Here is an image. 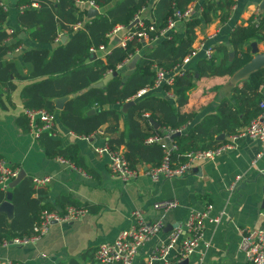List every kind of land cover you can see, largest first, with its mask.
Here are the masks:
<instances>
[{"label": "crops", "instance_id": "0c3cea01", "mask_svg": "<svg viewBox=\"0 0 264 264\" xmlns=\"http://www.w3.org/2000/svg\"><path fill=\"white\" fill-rule=\"evenodd\" d=\"M18 1L3 0L8 17L2 27L8 31H19L18 35L22 43L8 55L9 58L16 60L18 77L13 76L15 88L4 105L0 104V158L18 166L25 172V176L51 178L47 184L34 183L40 189L34 197L41 199L43 204H48L53 210L61 212L67 207L65 200L71 199L77 204L86 205L89 212L72 222L53 223L49 231L36 242L26 245L0 243V260H11L18 264H73L74 262L97 264L94 254L98 246L115 241L121 230L133 227L136 221L132 212L140 210L146 221H162L164 226L156 237L140 248L136 264H145L153 248L165 242L175 226L186 222L192 211L203 210L208 204H212V216L222 212L224 214L218 223H206L204 241L189 258V264L199 262L248 264L244 252L239 247L240 230L264 228V153L257 158L262 147L261 143L247 137L239 138L234 149L224 152L215 160L196 162L190 173L161 181H154L146 173L140 174L136 180L130 182L115 177L108 166L109 158L100 156L94 147L108 143L110 137L120 136L126 130V111L130 106L126 107L125 104L135 101L128 99L123 105L111 106L120 111L116 134L106 131L108 123L89 137L78 136L70 130L64 124L61 115L62 109L72 97L62 96L64 88L62 85H57L59 80L44 81L42 77L33 76L32 64L23 61L22 53L27 49L53 50L58 45L68 42L71 34L66 30L60 31L54 43L33 40L28 31L20 30L21 7ZM157 1L149 0L148 5L136 16L141 20L143 17L151 18ZM261 2L262 0H236L227 22L223 23L215 19L197 27L193 46L204 42L205 46L213 47L215 50L220 44L227 45L230 42V32L235 25L247 24L249 19L256 15L264 16V10L260 7ZM201 3L202 0H198L197 7L201 6ZM86 8L89 10L92 7ZM107 8L97 9L101 14ZM196 16L200 14L197 13ZM90 18L92 17L87 14L86 20ZM83 26L84 23L80 28ZM117 26L121 27L119 31L107 34L108 46L94 48V51L91 48L93 57L98 56L105 61L107 54L114 48L121 47V40L130 26ZM184 28V24H180L175 30L180 37L185 35ZM162 39L165 38L158 41ZM253 41L258 43L260 52H264V40H246L241 48L247 50L250 48L251 52ZM153 44L142 45L140 55L136 56L140 58L143 52L148 50L149 45ZM136 56L131 61L118 65L117 71L122 75L123 80H126L133 71L135 66L130 68L129 64ZM201 56H203L202 52ZM246 78L235 73L232 76L203 77L197 80L186 92L188 101L180 107L182 114L197 113L191 125L190 122L184 125L185 129L188 125L192 126L201 121L206 115L215 113L217 103L231 96L232 86ZM54 87L56 91L52 92L48 99L54 107L53 113L56 116L51 135L61 142L63 148L76 145L83 166L75 165L73 168L61 163L58 157L50 158L40 144L39 137L34 136L31 125L27 130L17 122L19 117L24 116L27 102L34 103L36 97L43 98L46 93L51 92L50 88ZM160 90L152 93L166 96L165 91ZM95 108L94 111L97 110ZM221 134H224L222 140L226 142L230 140L231 135ZM120 150L124 151L125 145H121ZM138 167L145 170L149 165L142 164ZM240 174L243 179L239 182L238 188L232 191L230 187L236 176ZM164 199H177L179 204L167 211L156 208V202ZM12 215L13 213L9 217L11 218Z\"/></svg>", "mask_w": 264, "mask_h": 264}, {"label": "trees", "instance_id": "16d2710c", "mask_svg": "<svg viewBox=\"0 0 264 264\" xmlns=\"http://www.w3.org/2000/svg\"><path fill=\"white\" fill-rule=\"evenodd\" d=\"M77 1L19 0L18 4L21 7L20 30L28 31L33 40L54 43L60 31L66 30L71 34L68 42L58 45L53 50L27 49L22 53V57L25 63L32 64L33 76L42 77L44 81L59 80L57 85H62L64 88L62 96L72 97L62 109L61 117L64 124L81 137H89L98 132L106 123L109 124L106 131L116 134L120 111L111 106L123 105L141 88L152 86L156 77L155 66L170 69L180 63L193 49L197 27L215 19L223 23L227 22L236 3V0H202L200 16H193L184 22L183 37L174 31L170 37L152 46L149 45L126 80H123L122 75L118 73L105 86L91 87L109 72L117 71L119 64L124 63L137 48H142V43L134 39L129 41L126 47L114 48L107 54L105 61L98 56L93 57L91 48L108 46L107 34L117 25L130 26L136 15L148 5L149 0H92L99 7H109L88 20H86L87 8L81 9ZM194 1L155 2L153 16L151 18L142 16V22L146 26L152 22L156 24V31L148 30L150 37H155L160 29L167 25L169 17L176 10L183 11ZM33 2L38 4L37 8L31 6ZM23 6L27 7L24 9ZM7 17L8 12L3 0H0L1 105H4L15 88L13 76L18 77L16 60L9 58L8 55L22 43L19 39V31H8L2 27ZM79 22L84 23V26L75 30L74 25ZM129 29L140 30V27L134 25ZM249 39L264 40V16L257 19L253 16L247 24L235 25L230 32L231 47L226 44L216 46L212 58L199 57L185 74L175 76L171 84H164L160 91L172 90L173 98L150 92L137 99L126 111V130L120 136L109 138L110 147L117 150L121 145H125L123 153L132 168H140L138 166L142 164H148L149 167L160 166L166 150L160 144L147 143L146 140L150 136L161 135L164 130H176L189 122L191 125L197 113L180 112V107L188 101L186 92L203 77L232 76L238 72L253 57L250 48L248 50L241 48V45ZM50 89L51 92L46 93L43 98L36 97L34 103L27 102L25 107L53 113L54 107L48 99L56 90L55 87ZM263 98L264 68L252 72L246 79L233 85L231 96L217 103L215 113L206 115L192 126L188 125L182 133L174 137L178 149L171 151L170 166L177 168L183 165L187 160L188 152L205 150L226 143V140L217 139L221 133L233 135L244 130L259 114V102ZM95 107L97 110L94 111ZM151 119L158 122L160 127L155 128ZM17 122L28 130L30 123L25 113ZM39 139L46 155L50 158L63 157L77 166H83L76 145L63 148L61 142L54 139L51 132L47 131L42 132ZM9 191L13 194L14 210L11 218L6 212H0V243L16 237L32 235L35 226L40 223L42 211L53 210L50 205L43 204L41 199L34 197L40 189L29 176H25L13 188L0 189V205L7 198ZM65 205L89 210L86 205L77 204L71 199H66Z\"/></svg>", "mask_w": 264, "mask_h": 264}, {"label": "built area", "instance_id": "2783aa9c", "mask_svg": "<svg viewBox=\"0 0 264 264\" xmlns=\"http://www.w3.org/2000/svg\"><path fill=\"white\" fill-rule=\"evenodd\" d=\"M77 3L82 8H99L92 0H78ZM197 3L198 0H195L185 10H176L174 14L169 17L167 25L160 29L155 37H150L148 30L156 31V24L152 22L146 26L141 18L136 16L135 20H138V22L135 25H139L140 30L127 29L121 40V47H126L127 43L134 39H137L144 45L146 43H155L161 38L170 37V34L173 33L180 24H184L186 20L196 16L197 13L201 14L202 7H197ZM31 6L38 7V4L33 2ZM26 7L27 6H23L22 8L25 9ZM257 17H260V15H256V19ZM81 26L82 23L79 22L74 25V29H79ZM120 29L121 27L117 26L111 33H115ZM94 50L95 49L92 48V51ZM201 52L205 58L210 59L214 54V48L207 47L204 42H200L193 46L192 51L174 67L168 69L155 66L156 77L154 84L141 88L131 96L129 100L136 101L150 92L161 89L164 84H171L175 76L185 74L190 68V64L200 57ZM136 55H140L139 48H137L124 63L131 61ZM165 95L171 98L174 97L172 90L165 91ZM259 109V114L250 124L244 130L231 135L228 142L213 148L188 152L186 162L177 168L170 166V154L171 151L178 149V145L174 141V134L182 133L185 127L176 130H164L161 135H153L146 140L147 143L160 144L166 150V154L160 166L148 167L145 170L141 168H132L126 160L123 151L120 149H112L109 143L95 146L94 149L100 156H107L109 158L108 166L112 175L122 179L124 182L134 181L142 173L148 174L154 181L185 175L191 172L194 163L215 160L224 152L234 149L237 140L243 137L258 140L261 143V150L257 154V158H259L264 153V98L259 102ZM24 112L29 119L34 136L36 135V137H39L44 131L53 132L52 130L56 123V116L54 113L43 109L30 108H25ZM57 159L61 163L75 168V164L70 160L63 157H58ZM20 171L21 169L18 166L11 164L4 158H0V189L8 190L10 183L18 177ZM50 179L49 176H44L42 178L33 177V182L37 184H47L50 182ZM242 179L243 176L241 174L237 175L230 189L235 191ZM178 204L179 202L177 199H164L156 202L155 207L167 211L177 207ZM212 209L213 205L208 204L203 210L192 211L186 222L178 224L170 231L168 239L165 242L153 248L146 264H182L185 260H189L191 255L197 251L200 244L204 241L206 223H218L220 217L224 214V212H222L217 216H212ZM88 212L89 210L87 208L73 205L67 206L66 209L61 212L45 209L42 211L40 223L35 226V232L32 235L5 240L3 244L26 245L36 242L49 231L53 223L72 222L85 216ZM132 214L136 221L133 227L121 230L115 241L102 243L98 246L94 254L97 264H136L140 248L163 230L164 226L162 221L148 222L145 220L140 210H134ZM240 232L241 241L239 247L244 252L248 264H264V228L242 229ZM0 264L18 263L11 260H0ZM196 264H201V262Z\"/></svg>", "mask_w": 264, "mask_h": 264}, {"label": "water", "instance_id": "95a60500", "mask_svg": "<svg viewBox=\"0 0 264 264\" xmlns=\"http://www.w3.org/2000/svg\"><path fill=\"white\" fill-rule=\"evenodd\" d=\"M260 7L264 10V0H262ZM98 14H99V10L97 8L92 7L88 10V16L89 17H94ZM137 22H138V20H134V22L130 25V27L134 26ZM227 45L229 47H231L230 42H228ZM251 46H252L251 52L253 54V57L248 63H246L241 69H239L238 72H236V75H238V76L247 77L252 72H255L257 70L264 68V52H260L259 47H258V43L256 41H253ZM231 54L233 55L234 52H232ZM138 58L139 57L136 56L135 59L132 62H130V64H129L130 68H133L135 66ZM117 74H118V71H115L114 73L109 74L104 79L92 84L91 87H103ZM196 77L198 78V75ZM132 104H134V102H128L125 104V106L129 107ZM151 122L155 126V128L160 127V124L158 122H156L154 119H151ZM179 134L180 133L174 134V137L179 135ZM223 138H224V134H220L217 139L222 140ZM24 177H25V172L22 170L20 172V174L18 175V177L15 178L10 183V185H9L10 188L17 186L23 180ZM12 199H13V194L11 191H9L7 194V199L0 205V212H6L8 215H11L13 213L14 205L12 203ZM188 263H189L188 260H185L184 262H182V264H188Z\"/></svg>", "mask_w": 264, "mask_h": 264}]
</instances>
